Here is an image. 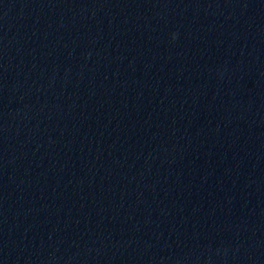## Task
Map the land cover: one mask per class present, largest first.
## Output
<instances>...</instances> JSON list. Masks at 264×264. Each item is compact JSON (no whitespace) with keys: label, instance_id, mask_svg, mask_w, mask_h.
Wrapping results in <instances>:
<instances>
[{"label":"water","instance_id":"95a60500","mask_svg":"<svg viewBox=\"0 0 264 264\" xmlns=\"http://www.w3.org/2000/svg\"><path fill=\"white\" fill-rule=\"evenodd\" d=\"M0 264H264V0H0Z\"/></svg>","mask_w":264,"mask_h":264}]
</instances>
